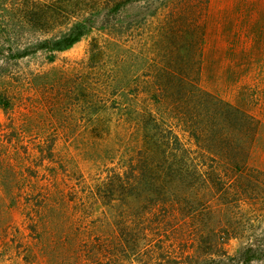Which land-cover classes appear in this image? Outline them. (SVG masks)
Here are the masks:
<instances>
[{
    "label": "rangeland",
    "instance_id": "obj_1",
    "mask_svg": "<svg viewBox=\"0 0 264 264\" xmlns=\"http://www.w3.org/2000/svg\"><path fill=\"white\" fill-rule=\"evenodd\" d=\"M166 1L129 0L116 9L118 0H72L51 35L83 17L91 31L69 50L16 59L21 0H0V100L8 101L0 104V264H189L235 256L263 239L264 0H209L200 19L188 21L205 31L195 86L258 122L248 156L253 177L248 172L238 193L233 187L198 203L194 217L169 209V200L95 193L133 154V96V107L158 112L189 147L196 148L184 116L227 125L199 90L191 89L200 95L193 98L183 90L187 102L174 112L165 92L164 105L149 94L165 84L156 80L161 55L177 52L158 44Z\"/></svg>",
    "mask_w": 264,
    "mask_h": 264
},
{
    "label": "trees",
    "instance_id": "obj_2",
    "mask_svg": "<svg viewBox=\"0 0 264 264\" xmlns=\"http://www.w3.org/2000/svg\"><path fill=\"white\" fill-rule=\"evenodd\" d=\"M198 1L201 4L198 7L193 6L189 0L166 1L167 22L161 26L158 44L168 46V50L172 47L170 44H175L177 52L170 50L167 55L165 53L161 57L159 53L163 65L157 70L156 80L165 81V84L160 83L157 90L149 89V94L161 105H164L162 101L167 99L170 111L174 112L180 111L179 108L185 105L187 93L183 94V90H188L193 95L192 98L200 95H196L191 89L199 90L204 94L203 97H207L206 102H214L222 110V117L227 125L224 127L221 122L209 124V116L197 124V116H184L185 121L189 123V129L186 131L196 146L189 147L173 126L168 125L162 117L159 118L158 112L133 107V96L130 113L134 117L132 122L136 146L133 148V154L125 158L122 164L111 168L97 186L95 193L102 199L110 198L105 195L120 193L129 197L135 195L147 199L157 198L159 201L169 200L172 202L169 209L182 210L188 214L187 217H194L198 211V203L201 206L203 201L207 205L212 200L231 193L230 188L233 187L238 193L239 184L248 179V172L250 175L253 173L248 164V156L257 137V120L232 104L216 99L194 83L196 76H201L205 31L201 22L190 25L188 21L200 19L207 10L209 0ZM71 3L72 0H21L19 26L23 36L18 40L17 53L12 58L25 59L40 52H63L79 43L92 29L90 21L83 20L81 9L75 15L83 18H77L67 30L51 35V23L54 24V29H57L60 18L65 17V10ZM128 3L129 0H118L116 9L128 7ZM175 3H180L181 6L173 8ZM175 30L183 33L177 37L178 40L172 37ZM27 33L32 34L26 36ZM186 34H189L188 38ZM173 82H176L175 85L170 87ZM134 91L137 95L139 89ZM164 92L165 97L161 101L159 96ZM173 96L175 106L170 105L169 99ZM6 101L7 99L0 100V104L4 107L7 105ZM118 107L124 115L125 108L120 105ZM181 113L185 115L184 112ZM215 128L218 131H215ZM211 159L214 163H211ZM230 170L235 172L234 177L230 175ZM255 262H264V236L260 242L240 249L235 256L221 252L202 262L193 258L189 264Z\"/></svg>",
    "mask_w": 264,
    "mask_h": 264
},
{
    "label": "crops",
    "instance_id": "obj_3",
    "mask_svg": "<svg viewBox=\"0 0 264 264\" xmlns=\"http://www.w3.org/2000/svg\"><path fill=\"white\" fill-rule=\"evenodd\" d=\"M243 37H240V40H242Z\"/></svg>",
    "mask_w": 264,
    "mask_h": 264
}]
</instances>
